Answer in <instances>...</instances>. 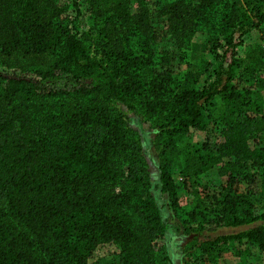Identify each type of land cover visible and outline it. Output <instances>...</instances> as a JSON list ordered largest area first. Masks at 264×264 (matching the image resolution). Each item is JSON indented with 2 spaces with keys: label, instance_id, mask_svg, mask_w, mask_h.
Instances as JSON below:
<instances>
[{
  "label": "trees",
  "instance_id": "16d2710c",
  "mask_svg": "<svg viewBox=\"0 0 264 264\" xmlns=\"http://www.w3.org/2000/svg\"><path fill=\"white\" fill-rule=\"evenodd\" d=\"M90 4L94 22L80 32L77 5L75 17L62 22L56 0H0V56L54 57L44 70L11 64L0 72V264H95L104 253L120 256L121 264H159L153 240L166 236L169 224L161 207L141 195L146 164L124 113L112 105L161 117L159 133L170 139L166 151L188 130L205 129V107L215 98L230 106L220 141L215 150L204 144L190 151L182 174L196 178L229 158L222 172L227 186L212 197L214 217L205 227L244 229L202 244L201 261L218 264L248 246L263 251L264 146L256 137L264 133V49L250 46L242 61L232 52L231 62L198 90L182 88L148 44L181 39L216 19L226 55L263 25L264 0ZM116 28L121 36L111 38ZM133 36L141 39L137 54L119 44ZM243 62L254 82L241 92L235 69ZM253 89L262 91L260 99ZM56 100L77 102L47 107ZM155 187L176 210L166 163ZM252 198L262 202L259 214Z\"/></svg>",
  "mask_w": 264,
  "mask_h": 264
},
{
  "label": "rangeland",
  "instance_id": "374dc122",
  "mask_svg": "<svg viewBox=\"0 0 264 264\" xmlns=\"http://www.w3.org/2000/svg\"><path fill=\"white\" fill-rule=\"evenodd\" d=\"M91 0H56V5L60 8L59 20L66 22L75 17L73 11L75 5L79 7L80 13L76 18V26L80 32H85L94 22L90 8ZM216 8V7H215ZM68 18V19H67ZM209 23L198 27L194 33L183 36L181 39L164 42H149L148 50L155 55L162 56L167 66L172 70L173 75L179 80L182 88L202 89L205 81L211 76L220 65L226 67L231 62V53L235 52L237 60H243L250 46H261L264 49V23L260 28L252 30L243 38V43L233 51L224 55V47L220 33L216 25V19H208ZM202 25V24H201ZM109 36H121V28H116ZM122 44L137 54L140 49L139 37L133 36L125 40L120 37ZM237 38V35H235ZM54 61L52 56H35L28 59H8L0 56V72L6 73L7 66L14 64L20 65L28 70H44ZM247 65L243 62L239 69H235L238 90L249 88L254 79L244 71ZM176 79V80H177ZM262 96V91L253 89V92ZM252 99L255 95L251 96ZM77 100H56L49 103L47 107L63 104L65 108L73 106ZM230 108L225 100L215 98L212 105L205 107L206 127L204 130L190 129L174 140V146L164 151L165 144L169 143L168 138L159 133L157 128L161 117H149L137 107L135 112L128 110L121 104L112 105V109L123 112L126 123L132 133L138 147V153L146 164L147 175L144 174V182H148L141 194L144 198L150 196L152 201L162 209L163 215L169 224L168 234L164 237H157L153 240L155 245L156 258L159 264H204L201 260V246L206 242L216 239L217 236L233 234L244 229L242 228H223L215 231L206 229V223L212 221L214 214L213 196H220L227 186V175L223 172L224 163L209 169L204 174L191 179H186L182 174L185 158L190 151L199 150L204 144H209L215 150L220 141V129L222 126V115ZM264 114V103H262ZM253 115V114H252ZM257 142L264 146V133L257 135ZM167 164L169 173L173 179L177 194L178 208H171V199L168 195H159L155 187L158 183V167ZM223 166V167H222ZM145 185V184H144ZM240 191L244 188L241 183L237 187ZM253 213L259 214L262 202L259 198H252ZM193 213L195 220L191 219ZM233 245L229 247L232 248ZM241 256L219 260L218 264H262L264 261V250L261 251L254 246L238 249ZM100 254V253H99ZM95 264H121V257L111 254H100ZM103 255V256H102ZM168 258L170 260H168Z\"/></svg>",
  "mask_w": 264,
  "mask_h": 264
}]
</instances>
